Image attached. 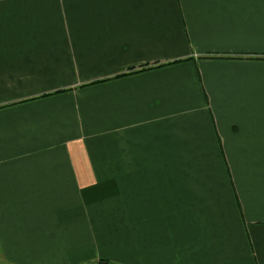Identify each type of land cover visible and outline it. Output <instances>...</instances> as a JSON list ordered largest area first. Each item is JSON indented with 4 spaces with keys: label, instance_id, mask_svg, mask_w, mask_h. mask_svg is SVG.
<instances>
[{
    "label": "crops",
    "instance_id": "1",
    "mask_svg": "<svg viewBox=\"0 0 264 264\" xmlns=\"http://www.w3.org/2000/svg\"><path fill=\"white\" fill-rule=\"evenodd\" d=\"M0 264H264V0H0Z\"/></svg>",
    "mask_w": 264,
    "mask_h": 264
}]
</instances>
